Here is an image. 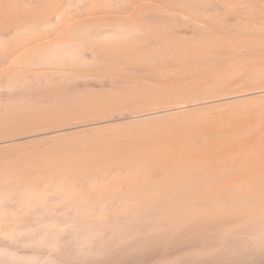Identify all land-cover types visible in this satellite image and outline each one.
Instances as JSON below:
<instances>
[{
    "label": "bare ground",
    "instance_id": "obj_1",
    "mask_svg": "<svg viewBox=\"0 0 264 264\" xmlns=\"http://www.w3.org/2000/svg\"><path fill=\"white\" fill-rule=\"evenodd\" d=\"M0 258L264 264V0H0Z\"/></svg>",
    "mask_w": 264,
    "mask_h": 264
},
{
    "label": "rangeland",
    "instance_id": "obj_2",
    "mask_svg": "<svg viewBox=\"0 0 264 264\" xmlns=\"http://www.w3.org/2000/svg\"><path fill=\"white\" fill-rule=\"evenodd\" d=\"M222 101H223V100H222ZM224 101H225V102H224ZM224 101H223V102L226 103V101H228V100L224 99ZM228 103H229V102H228ZM3 259H4V258H3ZM0 260L3 261V262H0V264H6V263H7V264H11V263H12V264H14V263L16 264V261L13 263V262H10L11 260H10V261H7L8 259H6V262L4 263L5 260H2V258H0ZM9 262H10V263H9ZM18 263H19V261L17 262V264H18ZM20 263H21V262H20ZM20 263H19V264H20ZM25 263H26V262H25ZM25 263H23V264H25ZM21 264H22V263H21ZM26 264H28V263H26ZM30 264H31V263H30Z\"/></svg>",
    "mask_w": 264,
    "mask_h": 264
}]
</instances>
